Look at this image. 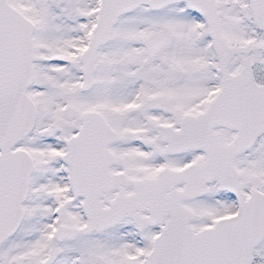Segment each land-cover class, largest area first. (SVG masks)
<instances>
[{
	"label": "snow or ice",
	"instance_id": "1",
	"mask_svg": "<svg viewBox=\"0 0 264 264\" xmlns=\"http://www.w3.org/2000/svg\"><path fill=\"white\" fill-rule=\"evenodd\" d=\"M0 264H264V0H0Z\"/></svg>",
	"mask_w": 264,
	"mask_h": 264
}]
</instances>
